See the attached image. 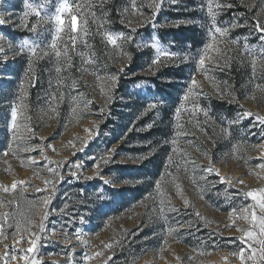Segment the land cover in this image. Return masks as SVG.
<instances>
[{"label": "rangeland", "instance_id": "rangeland-1", "mask_svg": "<svg viewBox=\"0 0 264 264\" xmlns=\"http://www.w3.org/2000/svg\"><path fill=\"white\" fill-rule=\"evenodd\" d=\"M109 1L0 0V16L6 21L0 24V129L7 132L9 148L0 155V264H108L117 245L142 224L153 235L151 250L137 264H264V246L259 243L264 240L258 223L264 216L258 203L260 193L257 191V200L246 195L264 188V168L260 167L264 164V141L254 145L251 139L259 127L264 132V123L258 118L264 117V31L260 30L264 29V0H211V12L210 0H135L134 5L133 0H117L116 25L104 17ZM65 3L69 8L61 11ZM234 3L247 12L243 33H236L239 29L231 13L227 14ZM194 4L200 20L192 25L206 28L208 34L200 51L205 60L201 65L200 55L192 66L196 72L186 87H181L184 98L165 174L153 194L93 232L78 206L64 203L62 210L56 208L60 204L56 197L63 196L60 185L70 177L94 180L99 171L114 164L141 165L148 158L125 156L118 149L132 147L125 140L103 148L106 134L99 129L100 117L112 103L116 72H122L130 61L131 39L117 34L115 28H153L159 19L174 14L183 18ZM33 25L36 32L31 31ZM182 25L187 21H172L164 27ZM108 34L119 37L116 45L108 41ZM140 40L134 45L145 65L140 76L154 77L158 71L184 64L182 56L160 55L165 50L156 41ZM24 41L30 44L22 48ZM36 45L33 55L29 49ZM56 51L61 53L59 58ZM22 60L28 62L31 77L27 71V82L16 78L17 83L7 90L5 82L15 81L11 70ZM43 71L56 80L52 86L58 95L34 103L27 92L29 81ZM230 76L239 80L240 88L224 82ZM202 100L235 106L231 127L248 122L244 135L239 132L238 141H231L228 132L214 125L205 113L200 118ZM97 106L98 111L94 109ZM14 107L16 128L12 127ZM93 140L95 156L87 157L85 150ZM77 154L80 157L74 161ZM209 168L212 171H207ZM4 187L10 190L5 192ZM28 195L34 197L24 201ZM216 206L230 211H218ZM190 213L200 219L203 229L180 226ZM253 214L257 220L252 219ZM201 231L204 235L196 238ZM249 231L253 237L246 235ZM138 234H131L130 240ZM200 239H205L201 245ZM186 242H194L199 249H189ZM210 248L215 251H208Z\"/></svg>", "mask_w": 264, "mask_h": 264}, {"label": "trees", "instance_id": "trees-1", "mask_svg": "<svg viewBox=\"0 0 264 264\" xmlns=\"http://www.w3.org/2000/svg\"><path fill=\"white\" fill-rule=\"evenodd\" d=\"M116 1L110 0L104 7V17L109 19L111 25H116L115 19L119 11ZM189 3L192 4V1H189ZM234 6V8L228 9L227 14L231 13V18L236 24L237 29H239L236 33H243L244 27L247 24L245 20L247 12L236 3H234ZM195 7L196 4L192 7L191 13L183 16V18L179 17V14H174V16L168 19H159L155 22L157 25L153 28L149 26L148 28H141L134 32L121 26L115 28L117 34L131 39V48L128 51L130 61L122 72H116V85L111 94L112 103L107 106V112L102 113L103 115L100 117L102 124L99 129L102 133L106 134L103 139V144L105 145L103 148L104 150L110 149L113 144L125 140L127 146H132L128 149L122 146L118 148L125 152V156L143 158V156L148 155V158L141 165L126 166L114 164L99 171V177L94 180L80 181L70 177L65 179L60 185L63 196L61 198L56 197V200L60 202L56 208L62 210L64 203L78 206L84 212L83 218L88 221L89 229L93 232L98 231L106 220L130 212L135 205L153 194L157 189L158 182L162 179L163 174H165L168 162L167 156L171 152L172 140L176 131L175 126L180 116L179 109L184 98L181 87H186L188 81L196 72L194 67H192L193 63L199 59L201 55L200 51L208 41L206 28L192 25L200 20L199 11ZM160 15H162V11ZM183 19L187 21V25L164 27L169 22L183 21ZM17 35L20 37L19 34ZM136 38H140L141 40H138L142 41L141 43L145 41L153 43L156 41L164 48L168 55L184 57V64L177 68H172L171 66L170 68L158 71L154 77L140 76L141 71L145 70V65L140 62L141 54H138L137 50L134 49V45L138 42ZM30 70L28 62L25 60L18 62L11 70L15 81L5 82L4 88L10 90L11 88L9 87L20 82L22 79L27 82L29 74V77H31ZM232 70L230 71L231 73ZM27 71L29 74H27ZM55 81V79L51 78V75H47L44 71L43 73L34 74L30 78L29 89L27 90L30 101H34L35 103V100L38 98H54L58 95V92L52 86L55 84ZM224 82L236 89L240 88L239 80L235 77L232 78L230 76ZM199 108V117L201 118L203 113H205L214 125L228 132L229 140L238 141L236 137L239 132L241 137L244 135L248 122H242L241 126L237 128L231 127L232 117L236 113L235 106H230L226 102L219 100L211 101L210 103L202 100ZM94 109L98 111L100 107L97 106ZM258 129L251 138L254 145H259L264 141V132L261 127ZM89 144V148L85 150V153L87 157L91 155L95 156L92 151L96 145V141L93 140ZM134 146H139L140 148ZM8 149L7 132L0 129V155L7 153ZM79 157L80 155L77 154L73 157V160L77 161ZM66 174L61 173L63 176ZM105 177L110 179L109 182L112 184H109L104 179ZM113 185L120 186L114 188L112 187ZM33 197V195H28L24 197V201ZM210 205V207H213V204ZM217 207L218 211H230L229 207H219L220 209ZM64 214L62 213V215ZM190 214L192 215V213ZM192 222H195V225H192ZM180 226H195V230L203 229L200 219L194 215L184 217V220L180 222ZM186 231L183 230L182 232L185 233ZM136 232H139V234L130 240L131 234ZM152 235V231L149 228L145 229L143 224L140 228L132 230L131 233L127 234V238L117 245L116 252L112 255L108 264H137L146 255V252L151 250V246L149 245ZM203 235L204 232L201 231L196 235V238ZM204 240L200 239L199 244L201 245L202 243L200 242ZM185 245L189 249L196 251L199 249L194 242H191V244L186 242ZM56 246L59 245L57 244ZM60 249L66 250L63 247H60ZM208 251L215 250L210 248ZM52 253L55 254L54 251Z\"/></svg>", "mask_w": 264, "mask_h": 264}, {"label": "snow or ice", "instance_id": "snow-or-ice-1", "mask_svg": "<svg viewBox=\"0 0 264 264\" xmlns=\"http://www.w3.org/2000/svg\"><path fill=\"white\" fill-rule=\"evenodd\" d=\"M134 4H135V0H133V5H134ZM159 6H160L159 4H156V5H155V7H156L157 9L159 8ZM26 7L29 8V9H31L32 13H34V14L37 15V16H39L40 13L36 10V8H34V7L32 6V4L26 2ZM68 8H69V5H68L67 3H65L64 5H62L61 11L66 10V9H68ZM211 10H212V9H211V0H210L209 12H211ZM27 15H28V13H25V16H27ZM213 18H214V17H213ZM56 20H57L58 23H61V21H60V17H59V16H56ZM4 23H6V21L3 19L2 16H0V24H4ZM257 27H259V25H257ZM260 30H261V31H264V29H260ZM31 31H33V32H36V31H37V28H36L35 25L32 26ZM59 31H60V29H57V32H59ZM133 31H135V29H133ZM215 31L218 32V33L223 34V33L221 32V29H220V28H216ZM224 31L226 32V30H224ZM118 38H119V37H114V36L111 35V34H108V35H107V39H108V41H109L111 44H113V45H116V44H117V39H118ZM214 38H215V37H214ZM29 44H30L29 41H24L21 47H22V48H23V47H28ZM154 46H155V45H154ZM37 47H39V45H36L35 47H30L29 50L32 52L33 55H36V49H37ZM51 47H52L53 49H55L56 45H55V42H54V41H53ZM208 47L210 48V47H212V46H211V45H208ZM0 51H2V49H0ZM206 51H207V50H206ZM45 55H47V53H45ZM60 55H61V53H60L59 51H56V52H55V56H56L57 58H59ZM160 55L167 56L168 53H167V52H160ZM204 60H205V56H204V55H201V57H200V64H201V65H203ZM253 63H255V62H253ZM57 71H60V69L58 68ZM193 83H195V81H193ZM190 91H191V90H190ZM185 99H187V97H185ZM245 115L250 116V115H252V113H251V112H246ZM11 116H12V127H13V128H16V127H17V124H16V120H17V110H16L15 107L12 109ZM258 118L260 119L261 123H264V117H258ZM29 130L31 131V129H29ZM25 150H28V149H25ZM33 162H35V161H33ZM260 167L264 168V164H261ZM207 171H212V168L207 169ZM238 182H239V183H242V181H238ZM19 183H23V181H20ZM157 186H159V182H158ZM11 187H12V189L14 190V189L16 188V183H13V185H12ZM9 190H10V189H9L8 187H4V188H3V191H5V192H8ZM257 191L260 193L259 200H258L259 207H260L261 212H264V188L259 189V190H253V191H250V192H248L246 195H248L249 197H251L253 200H257ZM185 203L187 204L188 201H185ZM46 217H47V213H45L44 218H46ZM6 218H7V217H5V219H6ZM252 219H253V220H257V217H256L255 214H253ZM258 223H259V226H260V234H261L262 236H264V216H261V217L258 219ZM0 227H2V225H0ZM39 227H40L41 231H43V229H44V225H43V223H41V224L39 225ZM18 231H19V229H18ZM0 234H2V233H0ZM32 235H35V234L33 233ZM246 235L249 236V237H253V236H254L253 232H251V231L247 232ZM37 239H39V237H37ZM17 243H19V241H17ZM29 243H31L32 245H35L36 241H35V240H31V241H29ZM259 243H260L262 246H264V240H260ZM5 247H7V245H5ZM28 251H32V248H29ZM99 254H100V253H97V255H99ZM233 255H235V254H233ZM13 258L15 259V257H13ZM262 258H264V257H262ZM24 259L27 260V256H25ZM89 259H91V257H89ZM240 259H241V260L244 259V257H243L242 254L240 255ZM37 264H38V262H37Z\"/></svg>", "mask_w": 264, "mask_h": 264}]
</instances>
